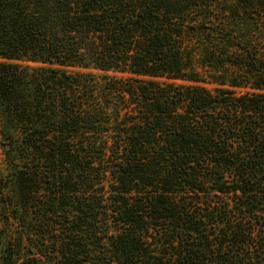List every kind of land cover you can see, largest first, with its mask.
Wrapping results in <instances>:
<instances>
[{
    "label": "trees",
    "instance_id": "16d2710c",
    "mask_svg": "<svg viewBox=\"0 0 264 264\" xmlns=\"http://www.w3.org/2000/svg\"><path fill=\"white\" fill-rule=\"evenodd\" d=\"M263 36L264 0H0L3 263L264 264Z\"/></svg>",
    "mask_w": 264,
    "mask_h": 264
},
{
    "label": "rangeland",
    "instance_id": "374dc122",
    "mask_svg": "<svg viewBox=\"0 0 264 264\" xmlns=\"http://www.w3.org/2000/svg\"><path fill=\"white\" fill-rule=\"evenodd\" d=\"M7 150L0 128V179H4L3 185L0 183V264H4L3 256L7 238L9 235L15 234L17 228V221L10 216L11 209L7 206V197L12 189L11 187L9 189L4 187L9 181V174L12 172V161L8 157ZM16 162L20 163V160Z\"/></svg>",
    "mask_w": 264,
    "mask_h": 264
}]
</instances>
